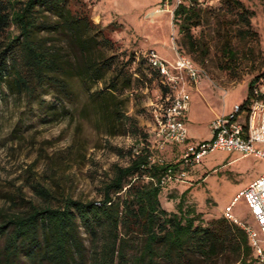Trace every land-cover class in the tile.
Instances as JSON below:
<instances>
[{
	"label": "rangeland",
	"instance_id": "374dc122",
	"mask_svg": "<svg viewBox=\"0 0 264 264\" xmlns=\"http://www.w3.org/2000/svg\"><path fill=\"white\" fill-rule=\"evenodd\" d=\"M182 1L83 0L92 21L112 42L104 48L113 59L106 81L122 75L124 64L131 75V85L117 92L125 101L129 117L121 133L110 134L98 112L88 104L90 93L102 89L104 80L87 86L77 80L74 100H67L52 88L33 96L6 91L0 99V221L24 212L31 203L43 202L36 185L50 188V201L55 206L68 198L101 202L104 186L115 169L128 166L137 149L149 146L156 161L178 163L179 146L169 144L162 150L154 146V110L174 89L147 63L145 55L151 49L169 63L178 56L187 57L201 70L198 83L185 73L179 78V86L185 87L193 100L188 125L191 140L197 142L208 136L215 114H230L235 104L247 101L251 81L264 75V0H238L250 12V26L241 20L242 10L232 2L199 0L202 20L191 28L197 43L193 49L174 18ZM227 38L235 54L231 60L223 50ZM201 46L207 49L205 55ZM86 106L89 112H84ZM63 109L70 114L52 116ZM188 171L184 181L172 180L165 185L163 205L173 209L189 189L185 206L201 213L202 221L208 224L225 217L226 206L264 173V159L216 150ZM198 179L203 181L198 184ZM232 213L239 226H250L262 237L245 197L234 203ZM5 240L6 236L0 238V248ZM253 259L254 253L248 264H253ZM239 260L240 256L229 250L212 262L240 264ZM18 264L29 263L22 257Z\"/></svg>",
	"mask_w": 264,
	"mask_h": 264
},
{
	"label": "trees",
	"instance_id": "16d2710c",
	"mask_svg": "<svg viewBox=\"0 0 264 264\" xmlns=\"http://www.w3.org/2000/svg\"><path fill=\"white\" fill-rule=\"evenodd\" d=\"M227 1L241 8L239 17L250 26L249 10L238 0ZM78 3L82 7H75ZM174 16L190 48L197 47L191 28L202 20L199 0L182 1ZM229 42L227 38L223 50L231 60L235 54ZM110 43L83 0H0V99L6 91L33 96L52 88L74 100L77 80L86 86L104 80L88 104L110 134L121 133L129 117L117 92L131 85V75L124 64L122 75L106 81L113 59L104 48ZM201 47L205 55L207 49ZM256 80L241 105L249 103ZM68 114L63 109L52 116ZM150 156L144 147L128 166H118L101 202L68 198L55 206L50 188L36 185L44 201L0 221V238L6 236L0 264H18L22 257L29 264H216L212 261L229 250L240 256V264H248L254 253L255 264L247 231L225 217L205 224L201 213L185 206L189 189L176 207H164L160 183L176 164L161 165Z\"/></svg>",
	"mask_w": 264,
	"mask_h": 264
},
{
	"label": "built area",
	"instance_id": "2783aa9c",
	"mask_svg": "<svg viewBox=\"0 0 264 264\" xmlns=\"http://www.w3.org/2000/svg\"><path fill=\"white\" fill-rule=\"evenodd\" d=\"M145 58L174 89L154 110L155 148L162 150L169 144L181 148L180 159L175 167L167 168L160 183L162 186L172 180L184 181L188 170L200 164L203 157L212 151H235L240 152L243 157L255 156L264 159V75L254 83L251 99L246 106L235 104L230 114L216 116L210 123L211 138L195 142L189 137L187 126L191 96L185 87L179 86V78L185 73L193 82L198 83L201 70L187 57L178 56L174 63H169L153 49L148 51ZM140 151L141 149L135 150V154ZM150 160L161 165L170 164L162 159L156 161L152 156ZM241 197H245L262 234L260 238L256 229L243 225L255 249V264H264V173L248 184L225 208V218L237 224L240 222L232 209Z\"/></svg>",
	"mask_w": 264,
	"mask_h": 264
},
{
	"label": "crops",
	"instance_id": "0c3cea01",
	"mask_svg": "<svg viewBox=\"0 0 264 264\" xmlns=\"http://www.w3.org/2000/svg\"><path fill=\"white\" fill-rule=\"evenodd\" d=\"M193 102V100H192V98H191V101H190V109H191V106H193L192 103ZM227 114V113H226ZM219 114H215L213 117H212V119H211V121H213L214 119H215V117L216 116H218ZM189 121H190V110H189V112H188V117H187V126L189 125ZM188 130H189V137H190V132H191V128L189 129V126H188ZM194 133V132H193ZM211 137V134H210V131L208 132V136H205V138H202L203 140H200V141H206V139H208V138H210ZM243 157V156H242ZM187 178H188V176H187ZM204 179V178H203ZM203 179H198V180H200L199 181V183L198 184H200L202 181H203ZM232 202V201H231ZM231 204V203H230ZM230 204H228V205H230ZM227 205V206H228ZM226 206V207H227Z\"/></svg>",
	"mask_w": 264,
	"mask_h": 264
}]
</instances>
